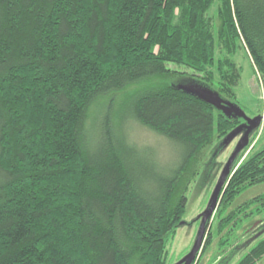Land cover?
<instances>
[{
	"label": "trees",
	"instance_id": "16d2710c",
	"mask_svg": "<svg viewBox=\"0 0 264 264\" xmlns=\"http://www.w3.org/2000/svg\"><path fill=\"white\" fill-rule=\"evenodd\" d=\"M241 53L264 84V0H0V264H168L204 153L246 122L167 81L186 68L239 104ZM128 89L126 121L110 102L93 135L97 105ZM129 122L177 163L132 144ZM261 140L234 161L193 264L264 224V195L233 208L264 184ZM263 257L264 240L237 264Z\"/></svg>",
	"mask_w": 264,
	"mask_h": 264
},
{
	"label": "rangeland",
	"instance_id": "374dc122",
	"mask_svg": "<svg viewBox=\"0 0 264 264\" xmlns=\"http://www.w3.org/2000/svg\"><path fill=\"white\" fill-rule=\"evenodd\" d=\"M237 60L243 68L242 83L238 89L239 104H232L220 98L218 96L216 85L206 86L201 84L200 79L196 77V73L186 68H181V74L169 79L167 82L175 88L185 90L203 98L204 100L214 103L218 110L225 112L232 119H235L238 116L235 113L230 112V109L238 108L249 120L255 121L260 117H264V84L261 76L258 73L255 74L253 71V68L251 67L252 64H250V61L244 53H241ZM173 67L174 66L172 65L170 66L171 69ZM132 92V89H128L124 92L112 93L103 98V101L97 105L92 116V120L95 118L96 120L98 119L97 130L94 129L95 133L93 135H97L96 131L100 128V118L108 103L113 101L116 102L117 118L123 120V111H119V106L122 102H125L126 97L132 94ZM120 129L123 132H121ZM120 129H118V131L127 135L129 141L138 146V148H146L154 151L162 164L173 165L177 163V154L179 152L165 138L138 124H134L133 122L125 123ZM255 135L256 137L252 144L251 142L249 143L250 147L248 146L246 149L247 152L242 161L250 154L261 139V146H264V121L259 128L253 131L252 136ZM243 136L244 132H237L236 135L231 138L215 141L214 145L204 153L201 162L200 175L197 177L195 183L191 185L190 191L187 195V212L178 227L175 239L170 243L168 248V264H179L196 248L202 218L211 208L215 185L220 180L224 171V166H226L228 160L241 143ZM218 164H220L219 169ZM262 195H264V184L252 187L236 199L233 208ZM215 214L216 212L210 220L209 228L214 221ZM261 220L262 218H256L250 222L245 229H251L254 227L251 230V233L246 235L239 232V242H234L220 254H218L217 247L219 239L214 238L213 245L209 248L200 264H237L255 245L264 240V224H261ZM207 234L208 231L206 232V237ZM203 249L204 246L197 256L196 263L202 255ZM215 258L216 260L213 261ZM257 264H264V257L257 262Z\"/></svg>",
	"mask_w": 264,
	"mask_h": 264
},
{
	"label": "water",
	"instance_id": "95a60500",
	"mask_svg": "<svg viewBox=\"0 0 264 264\" xmlns=\"http://www.w3.org/2000/svg\"><path fill=\"white\" fill-rule=\"evenodd\" d=\"M230 112L235 113L239 118H242L246 122V124L243 125L241 128H239L234 134L236 135L237 132L238 133L244 132L243 139L241 143L239 144V146L237 147V149L235 150V152L232 154V156L228 160L224 168L223 174L214 191L211 208L203 215L196 248L179 264H193L198 254L201 252L204 246V242H205V237H206V232H207V223L211 220L214 213L217 211V208L219 205V192L222 186L224 185V183L227 181V179L232 177L233 175L231 174L232 165L234 161L236 160V158L240 155V153L248 148L249 143H250L251 134L264 121V117H260L256 119L255 121L249 120L244 114L240 112L238 108H231Z\"/></svg>",
	"mask_w": 264,
	"mask_h": 264
}]
</instances>
